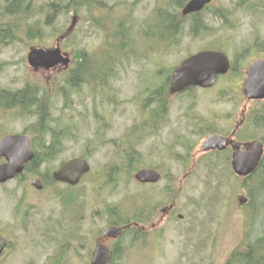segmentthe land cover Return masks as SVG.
I'll list each match as a JSON object with an SVG mask.
<instances>
[{"label":"rangeland","instance_id":"obj_1","mask_svg":"<svg viewBox=\"0 0 264 264\" xmlns=\"http://www.w3.org/2000/svg\"><path fill=\"white\" fill-rule=\"evenodd\" d=\"M169 1L108 3L115 6L113 16L119 21L121 16L130 18L128 25L135 27L136 34L155 9L167 7ZM247 5L243 8L240 0H214L203 17L211 28L209 33L193 38L188 20L175 48L165 45L163 54L148 53L146 59L139 57L117 67L105 103L100 94L84 87L72 95L71 106H66L58 92L63 64L53 70L35 69L27 60L31 48L52 49L58 42L64 53L71 54L70 66L76 50H99L104 37L100 31L91 30L86 12L80 19L72 12L61 16L54 26L44 28L41 39L22 33L23 42L0 46V86L17 89L26 82H39L50 93L54 117L71 132L63 142L65 150L44 165L40 175L0 186V236L8 242L0 264H91L97 238L102 236L105 245L113 242L103 237L113 221L131 222L118 241L124 253L115 264H227L244 243L264 235V195L257 194L240 204V195L250 197L243 178L233 171L231 149L219 156L203 154L204 134L196 128V122L204 120L226 136L242 119L246 101L232 99L242 86L241 65L237 73L221 78L212 89H196L171 98L167 118L158 129L144 127L148 115L141 107L144 82L152 78L158 81L157 73H166L162 66L174 68L205 50L225 51L235 61L237 53L264 40V0ZM218 11L234 15L225 24L213 17ZM137 40L138 56L150 51L148 41ZM33 120L17 117L15 111L0 112V139L7 134H23ZM243 129L240 140L264 137V131ZM128 147L141 159L138 171L152 168L162 174L159 183L136 182L138 171L129 176L124 173L119 180L112 176V167L123 160L119 148ZM83 155H87L92 170L77 187H70L72 190L62 183L45 185L42 191L31 185L35 177L52 175L62 162ZM64 191L75 193L73 202L66 206L59 197ZM144 203L151 221L137 224L136 212ZM133 227L145 236L135 238ZM63 248L66 252L57 260Z\"/></svg>","mask_w":264,"mask_h":264},{"label":"trees","instance_id":"obj_2","mask_svg":"<svg viewBox=\"0 0 264 264\" xmlns=\"http://www.w3.org/2000/svg\"><path fill=\"white\" fill-rule=\"evenodd\" d=\"M188 1L190 0H170L167 7L156 8L149 19L143 22L140 31L135 34V27L128 25L130 18L126 20L121 16L119 21L118 17L113 16L115 6H110L108 0H3L0 4V46L23 42L22 33L28 38L34 35L35 38L41 39L44 35V28L54 26L61 16L72 12L77 19H80L86 12L89 16L87 21L91 22V30H98L103 35V45L94 53L81 49L75 51L72 66L60 73L61 82L58 92L68 104L66 106H71L72 95L81 93L84 87H88L96 95L100 94L105 103L112 92L109 90L110 82L111 79L116 78L117 67L133 59L138 60L139 57L146 59L148 53L163 54L165 45L169 49L175 48L179 44V37L184 33V25L188 20H191L190 35L193 38L209 33L211 28L203 17L212 8L208 6L201 13L185 17L182 15V9ZM249 1L253 2V0H240V4L246 8ZM254 4L257 5L256 2ZM231 15L234 13L218 11L213 17L220 18L227 24ZM69 32L68 30L64 34L69 36ZM139 37L148 41L150 46V51L142 56H138L137 51V38ZM237 56L238 60H242L244 50L237 53ZM237 66L238 63L234 64L233 73H237ZM161 69H166V73L158 72L156 75L158 81L152 78L143 84L141 107L148 115L144 121V127L148 130H154L151 127L154 128L156 113L159 115L162 109H166V114H168L169 102L172 98L170 86L175 67L162 66ZM195 90L196 88H190L184 93L192 94ZM51 103L50 93L39 82H26L17 89L0 86V112L15 111L17 117L34 119L33 123L23 132L31 137L32 148L35 151V156L27 164L23 177L40 175L43 166L56 159L65 150L63 142L66 137L70 136V128L63 125L61 119L54 117ZM196 123V128L202 131L201 135L206 136L214 132L213 124L206 123L204 120ZM244 126L264 131V103L251 109ZM262 140L264 141V137ZM119 149L123 153V160L121 164L112 167V176L118 180L122 174L133 175L142 167L141 159L134 153L133 148ZM213 155L219 156L220 153L216 152ZM86 156L82 157L86 159ZM206 158L204 156L203 159ZM23 177L20 179L22 180ZM43 180L45 185L55 183L48 174L44 175ZM243 186L248 189L250 199L257 194L264 195V162L254 174L243 180ZM68 190L72 189L69 187ZM73 196L75 197L73 191L59 193L60 200L65 205L73 202ZM136 213L135 222L146 225L151 221L149 220L151 212L145 203ZM130 223L128 220L120 224L113 221L111 224L121 226ZM132 230L137 233L135 237L137 239L145 236V233L135 227ZM123 251L124 249L120 246L112 247L111 264H115L116 260L121 258ZM65 252L63 248L57 260H61ZM227 264H264V235L244 243L229 257Z\"/></svg>","mask_w":264,"mask_h":264},{"label":"water","instance_id":"obj_3","mask_svg":"<svg viewBox=\"0 0 264 264\" xmlns=\"http://www.w3.org/2000/svg\"><path fill=\"white\" fill-rule=\"evenodd\" d=\"M213 0H190L182 10L184 16L201 12ZM63 39V37H60ZM28 63L35 69L44 68L50 70L59 64L68 67L71 58L62 52L60 43L55 48H31L27 57ZM231 68L228 56L218 51H202L189 56L174 71L171 80V93L178 94L187 88L196 86L210 88L215 85L220 75H225ZM244 93L248 101L264 100V61L255 62L248 71L245 81ZM238 128V126H237ZM236 130L234 131V133ZM233 142L232 136L225 138L218 134L207 137L202 143L203 152L211 150L223 151ZM253 151L238 150L233 154V169L239 176H248L258 167L263 156V144L260 141L253 143ZM34 152L31 149V138L25 134L5 135L0 140V185L14 179L24 171L25 165L32 161ZM5 159L6 162L1 161ZM91 166L83 158H73L53 172L54 180L71 186L77 185L84 174L90 172ZM141 183H157L161 174L154 169H142L135 175ZM37 189H43V183L39 178L32 181ZM240 204L247 202L243 195L238 197ZM110 226L104 231V238L117 239L123 230L129 228ZM7 242L0 236V255L3 253ZM111 261L110 249L101 239L97 240L96 249L91 264H108Z\"/></svg>","mask_w":264,"mask_h":264},{"label":"flooded vegetation","instance_id":"obj_4","mask_svg":"<svg viewBox=\"0 0 264 264\" xmlns=\"http://www.w3.org/2000/svg\"><path fill=\"white\" fill-rule=\"evenodd\" d=\"M252 48L244 50V56H243V58H241L242 60H238L237 59V55H236L235 56V61H232L233 65L236 64V63H238L239 66L241 65V68H242L241 70H243V71L239 72L241 77H242V79H243L242 86L238 87L239 92H235V94L233 95L232 99L235 100V101L236 100L240 101L242 99H243V101H246V104L244 105V112H242L243 113V117L238 123H236V125L234 127V128H236L237 125H240V127L238 129V132H237V134L234 137L236 142H233V145H232L233 147H229V149H231V151H232V155H233V153L235 151H238V150H244V149H248L247 151L251 150V148L249 146V141H244L243 139L240 140V138L238 137V133L243 130V125H244L245 121L247 120V115H248V112L250 111V109L253 106H258L259 102H260V101L248 102L246 100V98H245V93L243 92L244 91L243 84H244V81L247 78L250 65L252 63L256 62V61H264V40H262L259 44L255 43V45ZM249 54H250V56L247 57ZM251 55H252V57H251ZM239 66H237L236 70H238ZM247 106H249V107L247 108ZM166 112H167L166 109L165 110L162 109V111L160 112L159 115H156L157 113L155 114V119H154L155 121H154V125H153L154 128L151 127L152 129L155 130V129L160 128V126L164 123L165 119L167 118ZM160 115H163V117L162 116L160 117ZM241 122H243V123L241 124ZM244 130H246V129H244ZM231 158H232V156H231ZM116 245L118 246V242L116 240L113 241L110 244L111 251H112V247H114Z\"/></svg>","mask_w":264,"mask_h":264}]
</instances>
